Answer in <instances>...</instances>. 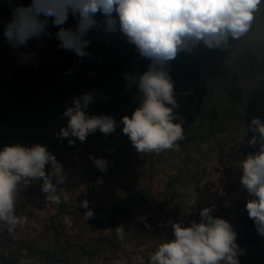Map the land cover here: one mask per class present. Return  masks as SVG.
Masks as SVG:
<instances>
[{"label": "rangeland", "instance_id": "rangeland-1", "mask_svg": "<svg viewBox=\"0 0 264 264\" xmlns=\"http://www.w3.org/2000/svg\"><path fill=\"white\" fill-rule=\"evenodd\" d=\"M31 3L0 0V100L13 95L18 99L11 112L0 115V148L46 145L62 164L66 180L58 185V204L47 202L42 181L19 185L16 214L27 217V222L11 232L0 230V241L7 240L0 246V258L14 257L19 264H149L158 245L168 240L131 225L152 234L170 233L172 238L173 223L199 222L200 211L209 207L237 233L239 264H264V235L247 216L245 205L251 197L241 186L240 168L249 154L260 150H252L259 143H248L253 136L248 125L256 117L264 122V3L254 14L250 32L240 40L230 41L223 50L201 44L170 62L178 103L174 111L184 139L178 141L179 150L159 154L137 153L121 123L139 104L137 89L125 74L142 73L149 62L122 34H105L101 28L86 37L91 41L89 55L78 57L58 47V27L51 25V18L50 36L43 34L14 48L4 36L5 27L13 19V8ZM76 24L70 14L63 27L75 29ZM251 55L256 76L245 78L250 82L233 102L230 72H225L243 71V56ZM64 60H70L72 68L62 73L57 68ZM118 63L126 70L115 77ZM20 78L21 85L16 82ZM87 93L94 97L87 114L114 118L115 130L109 135L97 130L83 143L71 137L75 143L70 146L69 138L61 142L57 137L68 123L63 113L73 106V98ZM212 107L219 111L214 119ZM90 157L105 159L106 170H99ZM83 201L88 209L81 207ZM86 210L93 212L87 220ZM118 227L124 229L123 239L117 236ZM100 238L114 245L99 242ZM44 251L59 260H47L41 255Z\"/></svg>", "mask_w": 264, "mask_h": 264}, {"label": "clouds", "instance_id": "clouds-1", "mask_svg": "<svg viewBox=\"0 0 264 264\" xmlns=\"http://www.w3.org/2000/svg\"><path fill=\"white\" fill-rule=\"evenodd\" d=\"M262 3L264 0H32L27 7L12 9L13 19L4 36L14 48L43 34L50 36L51 18V25L58 27V47L82 58L89 55L86 48L91 41L86 37L90 31L101 28L105 34H122L149 62L146 71L125 74L137 89L139 106L130 117H122V132L137 153L159 154L179 150L178 141L184 139L182 122L174 111L178 103L168 71L170 62L181 52L193 53L201 44L209 50H223L230 41L240 40L250 32ZM70 14L77 20L75 29L63 27ZM98 15L103 19L98 20ZM93 99L91 93L73 98V106L63 113L67 126L57 133L61 142L69 138L73 146L71 137L83 143L97 130L104 135L114 132V118L87 114ZM248 128L253 132L249 145L259 143L260 150L242 161L241 186L251 197L245 205L248 216L264 235V122L253 118ZM90 159L99 170H106L105 159ZM49 165L51 171L46 172ZM27 180L42 181L47 202L60 203L58 185L65 182L66 175L46 145L0 148V230L11 232L27 222V217L16 214L18 187ZM81 207L88 209V202L83 201ZM92 216L91 210L85 211L86 220ZM200 217L189 226L173 223L172 238L158 245L149 264H239L237 233L230 222L214 217L209 207L200 211ZM65 222L71 226L70 218L65 217ZM117 236L124 238L122 227L117 228Z\"/></svg>", "mask_w": 264, "mask_h": 264}, {"label": "trees", "instance_id": "trees-1", "mask_svg": "<svg viewBox=\"0 0 264 264\" xmlns=\"http://www.w3.org/2000/svg\"><path fill=\"white\" fill-rule=\"evenodd\" d=\"M182 53V52H181ZM181 53L178 54V56L176 57L175 60L171 61L173 63L177 62L179 57L181 56ZM243 60L246 62V67L243 69V71H229L227 70L225 72V74L227 72H230V76H231V79H230V82H232V85L230 87H232V90H230V95H231V98L233 100V102H238V100L240 99V97H242L243 95V92H245L244 90V86L250 82V80H246V79H250L252 77H255V65H256V59L253 57V55H251L250 57H244L243 56ZM72 68V62L70 60H64L62 61L59 65H58V71L59 72H65L66 70H69ZM126 67H121L120 69H117V68H114L117 73H113V76L115 77H119L122 73L125 72V69ZM229 68V67H227ZM225 74L223 75V77H225ZM234 75V76H233ZM233 76V77H232ZM101 78V76L99 77ZM172 78V77H171ZM240 78L241 79H244V83H241L240 81ZM246 78V79H245ZM226 79V77H225ZM173 80V79H172ZM17 84L21 85L23 80L22 78H20L19 80H16ZM229 82V83H230ZM228 83V84H229ZM228 84H226L227 86H229ZM186 94V93H185ZM187 96V95H186ZM18 103V99L16 97V95H13V96H10V97H7V98H4V99H1L0 100V115L2 114H7L9 112H11V110L15 107V105ZM139 106V104H138ZM212 112H213V115H212V118H216L217 115L219 114V111L212 107ZM153 205H157L159 203L153 201ZM248 216V215H247ZM247 219V218H246ZM131 227L138 231V232H141V233H145V234H148L150 236H154V237H160V235H163V237L167 240H170L171 238V234L170 233H163V234H160V233H157V234H152L148 231H141V229H139V227L137 225H131ZM99 242H102V243H107L108 246L112 247L114 244L112 242H110L107 238H100L98 239ZM41 255L46 258L47 260H59V257H57L56 255L54 254H51L50 252H42ZM0 262H2V264H19L17 262L16 259H4V258H0Z\"/></svg>", "mask_w": 264, "mask_h": 264}, {"label": "water", "instance_id": "water-1", "mask_svg": "<svg viewBox=\"0 0 264 264\" xmlns=\"http://www.w3.org/2000/svg\"><path fill=\"white\" fill-rule=\"evenodd\" d=\"M259 149H260V146L255 147V148H253L252 150H253V151H258ZM6 242H7V240H6V241H1V242H0V246H1L2 244L6 243Z\"/></svg>", "mask_w": 264, "mask_h": 264}, {"label": "built area", "instance_id": "built-area-1", "mask_svg": "<svg viewBox=\"0 0 264 264\" xmlns=\"http://www.w3.org/2000/svg\"><path fill=\"white\" fill-rule=\"evenodd\" d=\"M117 66H118L119 68L121 67V65H120L119 63L117 64Z\"/></svg>", "mask_w": 264, "mask_h": 264}, {"label": "flooded vegetation", "instance_id": "flooded-vegetation-1", "mask_svg": "<svg viewBox=\"0 0 264 264\" xmlns=\"http://www.w3.org/2000/svg\"><path fill=\"white\" fill-rule=\"evenodd\" d=\"M1 242V241H0Z\"/></svg>", "mask_w": 264, "mask_h": 264}]
</instances>
